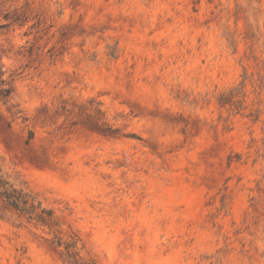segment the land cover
Returning <instances> with one entry per match:
<instances>
[{"label":"rangeland","instance_id":"374dc122","mask_svg":"<svg viewBox=\"0 0 264 264\" xmlns=\"http://www.w3.org/2000/svg\"><path fill=\"white\" fill-rule=\"evenodd\" d=\"M0 156V264H264V0H0Z\"/></svg>","mask_w":264,"mask_h":264},{"label":"trees","instance_id":"16d2710c","mask_svg":"<svg viewBox=\"0 0 264 264\" xmlns=\"http://www.w3.org/2000/svg\"><path fill=\"white\" fill-rule=\"evenodd\" d=\"M14 213L26 215L28 220H34L40 225L49 227L53 223L52 211L41 207L40 202L29 190L9 179L3 170L0 156V215L11 217ZM57 244L60 245L61 241ZM72 247H74V241L64 245V255L69 264H94L81 261L77 253L72 251Z\"/></svg>","mask_w":264,"mask_h":264}]
</instances>
